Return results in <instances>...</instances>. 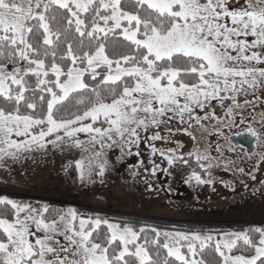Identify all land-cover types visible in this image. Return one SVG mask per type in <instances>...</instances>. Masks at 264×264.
I'll list each match as a JSON object with an SVG mask.
<instances>
[{"label":"snow or ice","instance_id":"6c2138e0","mask_svg":"<svg viewBox=\"0 0 264 264\" xmlns=\"http://www.w3.org/2000/svg\"><path fill=\"white\" fill-rule=\"evenodd\" d=\"M133 2L138 6L136 13L124 10L122 0H0V98L15 105L11 110L0 107V163L8 158L20 159L24 152L42 150L47 145L60 147L68 144L83 148L84 142L76 137L77 133L89 134L90 143L100 142L105 137L112 141L113 132L122 140L125 134L137 137L139 127H146L149 123L157 125L167 113H175L183 119L185 113L192 112L193 106L204 108L205 102L210 99H223L221 92H246L264 84V67L256 66L264 63V51L253 50L258 46L264 49V0H257L255 4L252 0H246L244 8L230 7V0ZM145 6L148 14L141 16L140 12ZM55 9L63 10L66 14L63 17L65 31L74 25L75 32L81 37V46L84 45L85 36L95 45L94 51H84L79 56L69 43L66 53L60 56L61 60L70 59L73 65L66 72L55 62L56 52L52 50V37L55 36L57 40L60 37V30L53 32L50 26V21L57 19L55 15H49ZM89 15L90 22L87 19ZM227 18H230L232 26L225 23ZM122 21H126L127 26L122 27ZM121 29L123 38L135 46V53L118 59L109 58L104 41L109 34ZM34 30L42 35L43 48L39 46V40L37 44L31 42ZM249 36L254 37L251 42L246 39ZM49 56L53 61L50 72L54 80L45 79L49 76L45 58ZM178 57L188 66H174ZM78 61H86L87 67H75ZM121 61L132 66H122ZM9 62L12 64L11 71ZM20 62H24L23 67L19 66ZM101 66H107V73L100 84L91 89L94 95H81L89 89L84 82L85 73L91 74V79L95 81L101 75L97 71ZM29 74L36 77L34 89L27 86L26 77ZM183 75H197L198 81L186 83L181 79ZM62 77L66 79L62 80ZM124 77L131 78L135 83L127 84L122 79ZM118 83L122 85L119 93L115 86L106 87L112 99L110 103L105 102L106 98L100 92L101 86ZM54 89H58L59 93ZM28 91L34 94L39 91L42 103L46 100L44 93L50 95L43 116L20 114L22 103L26 104L27 109L36 108L35 97L29 101L25 95ZM73 95L77 105L87 102L91 106L82 114L73 113L70 119L54 118V106L67 103ZM230 99L236 102L235 95ZM101 116L105 118L108 128L94 126ZM88 117L93 123H84ZM34 126L40 127L38 133L32 131ZM248 133L264 139V133L251 127ZM13 134L22 139H13ZM160 138L159 134L152 137L153 140ZM136 142L132 139L124 141L128 144ZM104 147L101 142V148ZM103 156V152H94L86 158V163L85 158L75 162L81 180L86 176L91 177L94 167L98 169L96 174L103 176L108 163ZM166 159L171 165L180 158L168 155ZM204 160H209V157L197 155L198 162ZM183 162L188 163L187 160ZM156 167L152 169L153 174ZM201 167L205 165L201 164ZM191 179L198 183H210L195 171L189 177ZM0 205L11 206L15 212V219L11 222L7 218H0V264H129L126 257L135 258L137 264H169L172 257L181 264H205L203 259L197 257L213 245L221 264H264V228L225 233L218 240L211 234L182 231L162 233L152 228L156 239L149 241L144 236L143 243H140L141 234L145 232L143 227L136 231L132 226L124 225L121 228V225L107 219L80 218L77 229L73 224L77 219L74 209H68L66 215H59L58 220L46 222L43 218L46 207L41 212L27 204L21 206L5 196H0ZM21 213H24L23 219L20 218ZM67 217H71V220ZM30 224L35 225L36 233L42 231L43 235L30 231ZM101 224L107 226L104 238L107 246L93 239L94 236L99 239L97 230ZM252 233L258 234V242L253 239ZM31 236L36 237L34 242L29 240ZM57 236H62L67 243L61 245ZM161 236L164 237L162 245L159 242ZM117 240L121 248L110 256L109 249ZM239 241L247 248L254 249L255 254L251 257L227 254L239 246ZM149 244L157 248L156 259L148 251ZM56 246H60L64 252L71 251L72 258L59 254L49 258L48 254L56 253ZM161 248L167 250L163 258L160 257ZM181 248H186L187 254L182 253Z\"/></svg>","mask_w":264,"mask_h":264},{"label":"rangeland","instance_id":"374dc122","mask_svg":"<svg viewBox=\"0 0 264 264\" xmlns=\"http://www.w3.org/2000/svg\"><path fill=\"white\" fill-rule=\"evenodd\" d=\"M252 3H257V0H252ZM230 7L244 8L246 0H230ZM225 23L232 26L230 18ZM246 39L251 42L254 37L249 36ZM253 50L264 51L259 46ZM19 66L23 67V63ZM256 66L264 67V63ZM75 67L85 68L87 64ZM8 68L11 71L12 67ZM47 68L50 70V66ZM67 69L68 67L66 71ZM233 95L236 97L235 103L230 99ZM220 96L223 99L206 101L204 108L193 106L192 112L185 113L183 119L175 113H167L160 118L159 124L149 123L146 127H139L137 137L125 134L122 140L113 132L112 141L115 143L107 137L100 142L90 143L89 134L77 133L76 137L84 142L83 148L68 144L60 147L47 145L42 150L24 152L20 159H5L0 163V182L3 183L0 186V196L13 199L21 206L27 204L41 212L46 207L48 215L43 216L46 222L58 220L59 215H66L68 209H74L77 219L73 224L77 229L80 218H99L112 222L109 216L113 213L201 223L205 225L204 230H190L188 233L211 234L215 240L225 233L240 232L233 227L236 223H253L257 228H264V159H261L264 156V139L256 137L252 152H247L244 147L229 141L230 135L247 131L249 127L264 133V84L247 89L246 92H221ZM181 100L183 102L182 98ZM105 102L110 103L111 99ZM208 106L215 108L216 112L213 114ZM70 118L73 115L56 119ZM100 120L103 121L94 123L95 127H109L103 116L97 121ZM84 123L93 121L88 117ZM32 131L38 133L40 127L34 126ZM157 134L161 138L153 140L152 137ZM12 138L22 139L15 134ZM129 139L138 142L124 143ZM101 142L105 145L104 148H101ZM109 144L111 147H108ZM153 148L156 149L155 152ZM94 152H103V158L108 161L105 172L103 176H99L96 174L98 169L94 167L91 177L86 176L81 180L75 162L85 158L86 163V158ZM168 155L180 159L170 165L166 159ZM187 155L196 160L197 155L209 157V160L200 161L198 164L205 165L202 168H205L206 178H201L210 183L189 180L192 172L184 176L183 170L192 171L188 165H180L181 161L186 160L182 156ZM71 164L74 170L67 172L66 169ZM154 166L158 167L153 174ZM67 174L72 179L76 177L73 184ZM23 216L24 213H21L20 218L23 219ZM14 219L15 212L14 218L9 221ZM67 219L71 220V217ZM30 231L36 233L34 224H30ZM36 234L42 236L43 232ZM35 238L31 236L29 240L34 242ZM56 239L61 245L67 243L62 236H57ZM181 252L187 254V249L181 248ZM56 254L72 258L71 251L64 252L60 246H56V253L48 256L51 258ZM227 254L251 257L255 252ZM214 264H221V260Z\"/></svg>","mask_w":264,"mask_h":264},{"label":"trees","instance_id":"16d2710c","mask_svg":"<svg viewBox=\"0 0 264 264\" xmlns=\"http://www.w3.org/2000/svg\"><path fill=\"white\" fill-rule=\"evenodd\" d=\"M121 7L129 12L136 13L137 11V5L133 2V0H122ZM148 14V10L146 9V6L144 9L140 12L141 16H146ZM49 15H55L57 19L55 21H50V26L52 28V31L55 32L57 29L60 30V37L57 40L55 36L52 37L54 41L53 49L56 52V63L62 68V71H66V68L69 66H73L71 63L70 59H64L61 60L60 56L64 55L68 49L69 43L72 46V50L79 56H82L84 51H94L95 45L93 42L90 41V38L85 36L84 39V45H80V40L81 37L79 34H77L74 30V25L72 26L71 29L68 31H65V23L63 22V17L66 15L63 10L55 9L52 13H49ZM87 19L91 20V16H87ZM126 21H122V27H125ZM121 30H118L115 34H109L107 39L104 41L106 44V54L109 56V58L112 59H118L119 57L123 55H132L135 53V46L131 44L130 41H126L123 36L121 35ZM40 33H42V30H40ZM102 35V34H101ZM30 40L32 43L37 44V40L40 41L39 46L44 47L42 45V35H38L37 32L34 30L32 33V36L30 37ZM46 59V70H49L47 67L51 66L52 57L49 56ZM23 63L24 62H20ZM87 64L86 61H78L76 65H85ZM122 65H129L131 66L132 64H125L123 61H121ZM75 65V66H76ZM8 66L12 67V64L9 62ZM115 66V65H113ZM143 66V65H142ZM166 66V65H162ZM176 67L180 68H185L187 67V62L184 61L181 58H177L175 61ZM98 72L101 73L100 76L97 77L95 81L91 79V74L85 73L84 76V82L89 85V89L87 91H83L80 93L81 95L92 97L94 94L91 92V89L96 87V85L100 84L101 80L103 79L104 74L107 73V66H101V68L97 69ZM45 79L49 80H54L55 77L54 75L50 72L49 70V76L45 77ZM127 84L133 85L134 80L128 77L122 78ZM181 79H184L186 82H195L198 80L197 75H183L181 76ZM26 83L29 89H34L36 87V77L34 75L29 74L26 77ZM117 87L118 93L119 90L122 88L121 84L117 85H107V86H101L100 92L103 97L106 98V100L112 99L111 96L108 95L107 91L105 90L107 88L111 87ZM15 87V86H13ZM55 91L59 92L58 89H54ZM27 99L29 101L33 100L35 97V103H36V108L35 110H30L27 109L26 104L22 103L20 105V114H35L39 116H43L46 113V100L51 98L49 94L44 93L46 100L45 102H41L39 100V96L41 93L39 91L35 92V94L32 91H28L25 93ZM75 95L72 96L71 99L68 100L67 103L65 104H59L54 106V118H68L73 115V113H80L82 110L87 109L91 105L87 102L81 105H77L75 103ZM0 107H4L6 110H11L12 108L15 107L14 103H6L2 98H0ZM220 106H217V108ZM208 108L212 109V113L214 114L216 112V109L213 107L208 106ZM214 111V112H213ZM88 118H86L87 120ZM103 120L96 121V122H102ZM94 122V123H96ZM182 158L186 159L188 161L187 164L184 162H180V165H188L192 171L186 172L187 170L184 171V176L190 172H197L201 177L206 178L205 174V168H202L199 166L198 161L194 159L192 156H182ZM181 158V159H182ZM179 161V160H176ZM175 161V162H176ZM73 164H71L66 171L74 170ZM72 173V172H70ZM70 175L67 174V177L69 181L73 184L76 180L72 179L69 177ZM0 186H3V183L0 182ZM45 215L47 216L48 213L44 212ZM0 218H7L8 220H12L14 218V210L11 209V206H5V205H0ZM109 220L121 225V228H123L124 225H129L134 228V230L139 231L140 228H144L145 232L141 234L140 240L138 242L143 243L144 236H147L149 241L156 239L155 234L151 231L152 228H156L160 232H176V231H182L188 233V231H202L204 230L205 225L201 223H189V222H184V221H178V220H170V219H163V218H152V217H145V216H140V215H133V214H123V213H113L109 216ZM233 227L237 230L244 231L248 229H254L257 228L254 226L253 223H236L233 224ZM98 233H99V239H96L94 236L93 239L96 240V242H101L104 244V246H107L106 241H105V233H107V226L104 224H101L98 228ZM110 235V234H109ZM253 239L258 242L259 236L258 234L252 233ZM159 242L162 245L164 242V237L161 236L159 238ZM238 247L234 248L231 253H243V254H248L254 251V249L247 248L246 246L243 245L242 241L238 242ZM121 248V245L119 243V240L115 241L113 245L109 249V255L111 256L114 252L119 251ZM131 248V246H130ZM134 251V248H132ZM148 251L152 255L153 259H156L155 253L157 251V248L149 244L148 246ZM160 251V257L163 258L164 256L167 255V250L166 249H159ZM128 259L129 264L137 262L135 258L132 257H126ZM197 259H203L206 264H214L216 262H219L221 260L219 254L215 251L214 245L207 247L202 253H200L197 257ZM169 264H181V262L176 261L174 257L169 258ZM259 264V262H258Z\"/></svg>","mask_w":264,"mask_h":264},{"label":"water","instance_id":"95a60500","mask_svg":"<svg viewBox=\"0 0 264 264\" xmlns=\"http://www.w3.org/2000/svg\"><path fill=\"white\" fill-rule=\"evenodd\" d=\"M229 141L235 145H240L244 147L247 152H252L254 149V143L256 141V137L250 135L247 130L230 135Z\"/></svg>","mask_w":264,"mask_h":264}]
</instances>
